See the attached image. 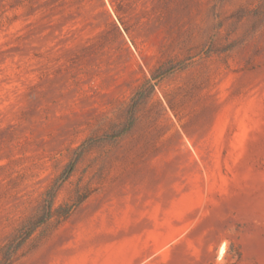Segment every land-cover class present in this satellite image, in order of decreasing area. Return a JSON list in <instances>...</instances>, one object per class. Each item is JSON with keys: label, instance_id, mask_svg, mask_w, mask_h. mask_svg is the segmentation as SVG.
I'll use <instances>...</instances> for the list:
<instances>
[{"label": "rangeland", "instance_id": "obj_1", "mask_svg": "<svg viewBox=\"0 0 264 264\" xmlns=\"http://www.w3.org/2000/svg\"><path fill=\"white\" fill-rule=\"evenodd\" d=\"M49 204L13 264H264V0H0V264Z\"/></svg>", "mask_w": 264, "mask_h": 264}, {"label": "trees", "instance_id": "obj_2", "mask_svg": "<svg viewBox=\"0 0 264 264\" xmlns=\"http://www.w3.org/2000/svg\"><path fill=\"white\" fill-rule=\"evenodd\" d=\"M131 126V123L128 124V127ZM53 197V196H52ZM69 214L67 213L64 218H67ZM50 218V204L47 206V210L39 213L34 220H32L30 223H28L24 228H27L26 232H24L19 240V242L13 247L11 245H8L5 248V252L2 255L3 261L1 264H13L15 261H17L21 257L20 249L22 245L26 242V240L30 237L32 232L46 223L48 219Z\"/></svg>", "mask_w": 264, "mask_h": 264}]
</instances>
